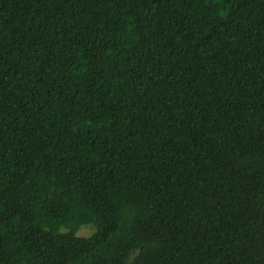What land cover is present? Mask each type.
Returning a JSON list of instances; mask_svg holds the SVG:
<instances>
[{
	"label": "trees",
	"instance_id": "16d2710c",
	"mask_svg": "<svg viewBox=\"0 0 264 264\" xmlns=\"http://www.w3.org/2000/svg\"><path fill=\"white\" fill-rule=\"evenodd\" d=\"M0 264H264V0H0Z\"/></svg>",
	"mask_w": 264,
	"mask_h": 264
},
{
	"label": "rangeland",
	"instance_id": "374dc122",
	"mask_svg": "<svg viewBox=\"0 0 264 264\" xmlns=\"http://www.w3.org/2000/svg\"><path fill=\"white\" fill-rule=\"evenodd\" d=\"M92 231L93 229L91 226L85 225L80 228L78 234L82 236H88L92 233Z\"/></svg>",
	"mask_w": 264,
	"mask_h": 264
}]
</instances>
